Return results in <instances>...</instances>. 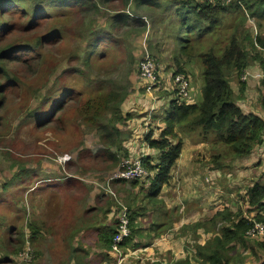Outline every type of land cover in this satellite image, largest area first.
I'll return each instance as SVG.
<instances>
[{
  "label": "rangeland",
  "instance_id": "374dc122",
  "mask_svg": "<svg viewBox=\"0 0 264 264\" xmlns=\"http://www.w3.org/2000/svg\"><path fill=\"white\" fill-rule=\"evenodd\" d=\"M66 1L71 5L64 7L66 3H62L54 7V4L47 3V15L40 20H32L16 7L5 12L7 26L0 27V50L9 45L25 48L5 58L3 65L10 73V81L0 79L4 88V107L0 111V264H6L3 261L5 256L11 258V264H98L94 259L87 261L93 256L96 241L95 232L87 228L100 222L109 223L107 217L101 219L100 212L109 216L114 208L119 214V203L128 209L124 196L128 193L133 205L130 213L135 216L141 213V203L145 200L146 206L157 207L155 199L149 198L156 192H151L152 184L146 186V183H152L149 178L132 184L134 187L127 184L115 189L110 185L109 189L116 197L107 194V180L120 166L110 170L111 162L106 160L108 155L101 146L100 133L87 121V117L105 109L104 105H117L126 96L125 104L129 108L123 107V113L137 120V133L144 136L149 124L165 121L170 103L178 99L174 85L175 47L173 38L168 36L170 25L176 18L147 5L137 8L132 1L125 8L120 2L91 0V3L99 5L97 14L91 7H79L77 1L80 0ZM157 1L171 9L177 4L173 0ZM124 13L130 17L129 26H111L113 19ZM237 15L236 12L226 17L224 26L214 36L194 44L193 52L200 45V51L214 46L216 55H221L227 44L226 38L236 33L240 25L236 24ZM140 23L146 26L139 32L136 27ZM233 26L235 31L232 32ZM246 27L242 26L239 38L245 35ZM248 29L251 31L252 25ZM261 30L264 33V27ZM41 36L47 37L48 41L32 50L29 42L33 43ZM193 42L197 39L193 38ZM94 43L97 48L93 50L91 46ZM91 51L92 60L88 66L84 60ZM143 59L153 60L157 67L156 85L151 91L140 77L139 67ZM191 61L188 60L192 67L190 71L199 72L194 77L189 76V72L183 74L190 77V93L182 102L197 105L203 100L202 63L198 58ZM248 72L251 78L247 82L241 80L242 76H234L232 82L239 89V82L246 83L250 94L258 96L262 87L254 76L261 71L252 68ZM250 82L256 85L251 86ZM245 99L250 101L249 107L255 104L256 99L252 96ZM121 127H124V138L131 139L132 130L127 128V124L121 123ZM202 133L199 128L189 131L184 127L180 130L179 136L183 140L180 157L171 171L170 185L164 186L159 196L165 197L166 194L162 193H168L167 198L173 199L174 208L179 212L186 208L187 213V205L191 203L187 197H193L195 204L196 201L203 203L199 197L214 202L206 194L215 198L216 190H220L227 193L225 198L235 195L234 200H226H230L226 207L236 205L237 210L247 213L245 202L249 180L240 178L239 174L249 168L246 164L237 163L230 149L217 144L214 136L202 138ZM138 135L134 134L135 137ZM118 150V147L110 148L114 153ZM219 155L225 167L215 172L219 173L218 177H224L223 182L212 176L206 178L200 169L206 165L210 172L219 167V163L214 162V157ZM126 160L123 158L119 165ZM180 160L182 166L179 168ZM191 160L200 164L195 176H190L187 162ZM250 167L256 168V164ZM256 174L253 172L249 178ZM148 176L149 173L145 178ZM228 176H231L232 184ZM68 181L73 184L64 185ZM207 210H202L201 217L211 213ZM260 212L264 214V209ZM114 218V215L109 217L110 223L117 224ZM212 218L206 216L174 231L178 234L174 245L163 249L167 260L182 259L188 253L193 254L194 247L211 241L217 231L216 227L215 230L211 227ZM198 224L203 226L197 227ZM81 230L84 233L79 237L86 235V249L79 248L80 243L75 240ZM17 240L25 241L22 248L17 247ZM247 241L249 249L242 248L235 264H257L262 256L258 250V239L247 238ZM157 247L159 244L153 243L138 248L144 251L141 258L157 260ZM27 249L31 250L32 260L18 262V255ZM98 261L103 263L105 258H98ZM136 262L148 264L138 260L133 264ZM107 264H113L112 260L109 259Z\"/></svg>",
  "mask_w": 264,
  "mask_h": 264
},
{
  "label": "trees",
  "instance_id": "16d2710c",
  "mask_svg": "<svg viewBox=\"0 0 264 264\" xmlns=\"http://www.w3.org/2000/svg\"><path fill=\"white\" fill-rule=\"evenodd\" d=\"M131 1L137 8L147 5L156 11L169 13L170 18H176L173 24L170 25V32L168 33V36L173 38L175 47L173 55L174 77L187 73L188 60L198 58L202 63L204 83L202 104L198 106L188 105L179 98L173 100L170 103L169 113L163 121V126L156 129L158 131L156 135L155 127L149 124L143 136L145 147L140 152L137 151V153L133 152L131 154L123 147L126 140L120 129L121 123L125 125L132 121L129 114L123 113V107L129 106L125 104L127 101L126 96H123L117 105H104L105 109L93 112L87 117V121L100 133L101 146L106 149L108 155L106 160L111 162L110 170L120 166V161L127 158L131 162L142 160L149 173V176L142 180L131 182L113 181V187L118 189L121 185H132L149 178L152 183H146V186L149 187L152 184L153 191L151 190V192L156 191L149 197L152 200L159 196L163 186L170 182L171 171L179 159L183 147V140L179 133L184 127L189 131H194L197 128L201 129L203 135L200 137L202 138L214 136L217 144L230 149L231 155L237 160V163H242L253 156L255 151H259L261 147H264L262 140L264 119L254 113L247 114L239 107V102L244 99L243 97L247 91L246 83L239 82L240 90L238 93L232 87L231 82L234 76L239 78L253 66L260 68L264 75V33L261 30L264 27V0H232L231 3L227 0H173L177 3L174 9L169 8V5L165 6L158 3L157 0H104L106 3L120 2L125 8ZM47 3L49 5L54 4V7L61 6L62 3H66L63 5L64 7L71 5L66 0H0V27L7 26L5 12L14 10L16 7H19L22 14L27 15L32 20L42 19L48 12ZM168 3L172 4V2ZM77 4H79V7H91V10L96 11V14L99 13V5L91 3V0H80L77 1ZM236 12L238 13L236 24L240 23V25L237 27L236 33L234 32L230 38H226L227 44L221 55H216L214 46L206 51H200L202 49L200 45L197 51L193 52L195 49L194 44H198L208 36H214L216 31L224 26L227 20L226 17ZM129 20L130 17L126 13L120 14L113 19L111 26L119 27L122 25L128 27ZM250 20L254 21V25L250 24ZM97 21L101 25L100 18ZM248 23L252 25L251 31L250 28L248 29ZM245 25L247 26L244 31L245 35L239 38L238 34L241 33V28ZM145 26L146 24L140 23L136 27V31L140 32ZM254 26L257 31L260 30L258 35H255ZM233 31H235L234 26ZM99 38L100 36H98ZM193 38H196L197 42H193ZM47 41V37L41 36L33 43L29 42V46L34 50ZM94 48H97L96 43L91 46V49L94 50ZM19 49L25 48L9 45L0 50V79L6 81L9 79L10 81V73L3 63L5 58H9ZM184 57H186V60ZM91 60L92 51L86 55L84 62L89 66ZM259 82L262 91L258 93V99L264 112V78ZM155 85L153 88H155ZM3 90V85L0 84V111L4 107ZM111 101H108V103ZM58 108L60 109V107ZM98 108L103 107L98 106ZM126 110L125 112H127ZM36 111L34 110V112ZM112 141L113 144H111ZM173 141L177 142L173 143ZM112 147H118L119 150L114 153L110 151ZM143 154H146V157H143ZM214 162L219 163V167H215L212 171L225 167V163L221 161V155L214 157ZM218 175L219 173L211 174L213 178H219ZM135 189L133 191H136ZM246 196L247 213L250 215L256 213L253 219L247 213H242V211L233 213L229 207H225L223 211L217 212L211 220V227H214V230L215 227L217 228L215 237L211 241L194 247L193 254L188 253L182 259L168 261L172 264H233L237 262L241 254L232 257L230 255L235 254L237 251L236 246H240L244 250L249 249L247 246V233L253 227L252 221L264 222V215L260 214V211L264 209V181L252 185L247 190ZM127 210L131 221L132 236L125 242L124 248L125 250L138 249L141 246L140 243H136L135 214L130 213V207ZM109 214L114 215V221L117 220L118 214L114 208L111 209ZM116 225L118 227V220ZM202 226L201 224L197 225V227ZM116 233L112 231V237L105 240V248L112 249V242ZM15 243L18 248H22L25 241L17 240ZM258 248L264 252V239H258ZM5 257L3 261L6 264H11V258ZM165 259L167 258L158 257L161 262ZM258 263L264 264V260Z\"/></svg>",
  "mask_w": 264,
  "mask_h": 264
},
{
  "label": "crops",
  "instance_id": "0c3cea01",
  "mask_svg": "<svg viewBox=\"0 0 264 264\" xmlns=\"http://www.w3.org/2000/svg\"><path fill=\"white\" fill-rule=\"evenodd\" d=\"M190 68H192V67H190V65L187 64L186 65V71L188 69L187 73L188 72L190 73L189 76H191V77L196 76L199 71L197 70L196 73H194L193 71H190ZM252 68L256 69L257 66L251 67L250 70ZM193 70H196V68L193 67ZM259 70L261 71L260 68H259ZM193 74H195V75H193ZM259 74H263V73L261 72ZM188 78L190 79V77H188ZM256 80L260 81L261 79L258 78ZM231 82H232V80H231ZM250 85L253 86V85H256V83L250 82ZM235 86H234V83L232 82V87L239 93L240 89L236 88ZM239 86H240V83H239ZM256 94H257V91H256ZM248 95L252 96L253 98L256 99L255 104H251L250 107H249L250 101L245 99V97L247 98ZM243 98L244 99L239 102L240 108L245 113H254V114H256V115H258L264 119V112L262 111V109L260 107L258 96L257 95L254 96L253 94H250V92L247 90L245 92V96ZM202 102H203V100H200L199 101L200 104H197V105H201ZM186 104L192 105L189 103H186ZM128 108H129V106H128ZM143 119H145V118H143ZM138 120H140V118ZM135 121H137V120L134 119L130 123H127V128L132 130L133 135H132V138L129 140H126L124 138L126 140V144L124 143L125 145L123 146L127 150V152L129 151V153H131V154L133 152L137 153V151L140 152L142 149L144 150V147H145L144 146L145 142L143 140V136L140 133H137V124L135 123ZM153 122H154V120H153ZM162 124L163 123L159 122V121L152 124V126L155 127V135L158 132L156 129H160L163 126ZM123 128L124 127H120L121 132H122ZM134 134H136V135L139 134V135L135 137ZM155 137H157V136H155ZM187 163H189V165H190V168H189L190 169L189 170L190 176L191 175L195 176L194 172L197 171V167H199L200 164L194 163L192 160L190 162H187ZM241 164H246V168H249L245 171V173L239 174L240 178H244V177L248 178V180H249V185L247 187L248 189L250 187H252V185H254L255 183H261L264 181L263 180L264 179L263 178L264 177V147H261L259 151H255L253 156L244 160ZM252 164H256V168L250 167V165H252ZM177 166L179 168L182 166L181 160L178 162ZM177 166H176V168H177ZM200 169H202V174H204L206 178H211V173L212 174L216 173L215 171L209 172V168L206 165L202 166ZM253 172H257V174L254 175L252 178H249V176ZM209 173H210V176H209ZM223 178H220V176H219V180H220L219 182H223ZM228 178L232 184L231 176H228ZM72 184L73 183L70 181H68V183L67 182L64 183V185H72ZM169 185H170V182H169V184L164 185V186H169ZM231 188H233V187H231ZM213 191L215 192V190H213ZM216 192L217 193L215 194V198H211L209 195L206 194L207 197H209L212 200H215L214 202L212 201L213 203L210 202L208 199H204V198L199 197L198 200L203 201V203L200 204L199 201H196V204H195V203H193L194 201H192L193 197H187V199H189L191 202L190 204L187 205V209H188L187 213H186V208H185V210L183 209L182 212H179L174 208V204L172 203L173 199L167 198L168 193H162V194H166L165 197L157 196L156 197L157 199L154 198L155 201L157 202V207L146 206V200H145L144 203H141V207H140L141 213L138 216H135V219H134L135 233H136L135 237H137L136 243H140V246L142 248L145 247L144 245L147 246V245H151L153 243H157V244H159V248L157 247V249H156L159 252V254H157V256L167 258L165 256L166 254L164 253L163 249L167 248L168 246L174 245V242H175L174 240L178 237V234H176L174 231H179L180 229H182L186 225L194 224V223L198 222V220H200L201 218H205L206 216H209V218L210 217L212 218L217 213V211L224 209L229 204L230 200H234L233 198L235 197V195H231L230 197L225 198V196H227L226 192H221L220 190H216ZM124 196H126L127 205L131 209H133V205L131 204V196L129 195V193H128V196H127V194H125ZM169 197H170V195H169ZM154 199H152V200L154 201ZM227 199H230L229 202H226ZM197 204L199 205L200 208L198 207ZM205 206H208V207H205ZM204 208H207L208 209L207 212L208 213L211 212V213L209 215H203L201 217V215H202L201 213H202V210ZM230 209L233 213L239 211V210H237L236 205L233 207H230ZM184 212H185V216H184ZM99 214L101 216V219H105L107 217L108 218L107 220L109 223L104 224L103 222H100V223L93 224L89 228H87V229H89L90 232L94 231L95 236H96L95 247H93V249H92V251H93L92 255L93 256H92V258L87 259V261L94 259L95 263L101 264L102 262L98 261V258L104 257L105 261L102 264H105V263L107 264L109 262V259L112 260V258H111L112 254H111V250L105 248L104 242L107 238L110 239L112 237V234H111L112 231H115V233H116L117 225L114 223H110L111 219L109 220V217L111 216V214L109 216L107 214L104 216V214L102 212H100ZM253 214L255 215L256 213H253ZM260 214L264 215L261 212H260ZM254 215H250V218H254L253 217ZM78 232L79 233L77 234L75 240L80 243L79 248L86 249V247L88 246V244L85 242L86 241V237H85L86 235L79 237L84 232L82 230L78 231ZM162 232H166V233L162 235ZM207 234H209V233H207ZM205 243H206V241H205ZM204 244H202V245H204ZM236 250L237 251L235 252V254H231L230 257H232L236 254H241L242 249L240 248V246H236ZM258 250L262 253V256H260L258 258L257 264H259L258 263L259 261L264 260V252H262L259 248H258ZM151 253H152V251L149 252L150 255H151ZM87 261H86V263H87ZM235 263L236 262H234L233 264H235ZM131 264H133V263H131Z\"/></svg>",
  "mask_w": 264,
  "mask_h": 264
},
{
  "label": "built area",
  "instance_id": "2783aa9c",
  "mask_svg": "<svg viewBox=\"0 0 264 264\" xmlns=\"http://www.w3.org/2000/svg\"><path fill=\"white\" fill-rule=\"evenodd\" d=\"M214 1V0H211ZM225 1V0H224ZM232 0H227V2L231 3ZM250 22H254L253 20H250ZM254 25V24H253ZM255 35H258L257 29L254 26ZM140 77L148 84V89L150 91L155 85L156 76L155 71L157 69L156 64L151 59H143V61L140 64ZM251 78L250 72L245 71L242 75L241 80L243 82H247ZM255 79H263V74H258L254 76ZM174 85L176 90V96L180 100H184L185 98L189 97L190 93V83L187 76L180 74L178 76L174 77ZM262 140L264 143V133L262 136ZM143 157H146V154H143ZM142 157V158H143ZM148 175L147 169L144 167L142 160H136L134 162H131L129 160L123 161L119 167V169L110 175V177L107 180V186H106V192L107 194L116 197L115 194L109 189L110 185H112L113 181L121 180V181H135V180H142ZM120 209L119 214L117 216L118 220V227H117V233L116 236L113 239L112 242V249L111 254L113 256L112 262L113 264H131L135 261H140V263L146 262V263H160V264H172L167 259L164 261H159L158 259L155 261L148 260L141 258V255L144 253L143 250L133 249V250H125L124 244L125 242L132 236V229H131V221L129 217V213L127 209L119 203ZM252 219V218H251ZM250 219V221H252ZM253 222L252 229L247 233V237L250 239H264V224L261 222H256L255 220ZM31 250L27 249L26 252L19 254L17 257L18 262H24V261H31L32 258H30ZM134 254V255H132ZM137 264V262H136Z\"/></svg>",
  "mask_w": 264,
  "mask_h": 264
}]
</instances>
